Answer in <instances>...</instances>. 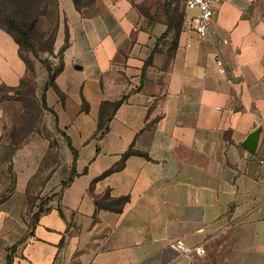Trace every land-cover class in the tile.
I'll use <instances>...</instances> for the list:
<instances>
[{"label": "crops", "instance_id": "crops-1", "mask_svg": "<svg viewBox=\"0 0 264 264\" xmlns=\"http://www.w3.org/2000/svg\"><path fill=\"white\" fill-rule=\"evenodd\" d=\"M57 1L63 68L56 90H44L39 63L34 81L59 150L45 138L39 166L27 141L15 154L24 165L0 200V264H264L263 0L215 3L211 39L184 6L173 50L166 24L139 17L129 0L80 10ZM28 75L0 28V83ZM103 101L120 103L99 130ZM4 129L0 108V141ZM257 129L250 152L243 142ZM34 177L54 197L31 225ZM177 243L203 253L183 256Z\"/></svg>", "mask_w": 264, "mask_h": 264}, {"label": "rangeland", "instance_id": "rangeland-1", "mask_svg": "<svg viewBox=\"0 0 264 264\" xmlns=\"http://www.w3.org/2000/svg\"><path fill=\"white\" fill-rule=\"evenodd\" d=\"M99 0H79L81 7H88L98 3ZM133 10L139 17L147 18L151 23H177L184 16L183 0H129ZM54 0H0V13H7L25 16L29 22L31 17L38 16L42 11H46L47 16L39 25L36 24L30 30L31 37L39 38L40 30L48 29L47 35L42 39L43 42L51 44L53 41V24L49 27L54 19V8L52 3ZM262 10L264 12V0ZM62 20L61 14L59 15ZM41 19V18H40ZM2 16L0 15V23ZM37 46V42H35ZM38 47L37 57L35 58L29 48H25V54L29 57L31 65L39 60L50 63L54 68L59 65L58 54H48L40 50ZM28 82L34 81L33 73L27 76ZM1 84V83H0ZM0 108L3 111L5 129L3 137L0 141V200L5 198L7 194L14 190L19 175V168L24 165V152L18 154L17 161L15 155L19 148H23V140L27 141L35 152L32 165H40V149L44 146L42 141L46 138L49 140L51 151H58L56 144L60 135L55 127L53 117L43 110L33 96L30 87L23 85L18 90H9L7 87L0 85ZM30 141V142H29ZM28 149V148H27ZM29 151V149H28ZM52 151V152H53ZM53 162L50 163L53 166ZM18 168V169H17ZM41 179L34 177L27 184V200L29 201L30 210L29 218L31 225L37 215L43 210L54 194H41L39 187Z\"/></svg>", "mask_w": 264, "mask_h": 264}, {"label": "trees", "instance_id": "trees-1", "mask_svg": "<svg viewBox=\"0 0 264 264\" xmlns=\"http://www.w3.org/2000/svg\"><path fill=\"white\" fill-rule=\"evenodd\" d=\"M72 1H73V4L77 10H80L82 8L78 3L79 0H72ZM52 5L54 8V19H53L52 23L49 24V27L51 26V24H53V29H52L53 41L51 44H48V43H45L42 41V39L47 35L48 29L47 30H44V29L40 30L38 39H35V37H31V35H30V30L32 28H34L36 24L40 25L43 22V20L47 16L46 11H42L39 14V17L38 16L31 17L29 22L26 20L25 16H22V15L20 16V15H16V14H11V13H7L5 11H1V13H0V15L2 16V22L0 23V28L2 30H4L7 34H9L13 38V40L15 41V43L17 44V47H18L19 57L25 63L29 73H33V75H35V64L37 62L35 64L31 65V61H30L29 57L25 54V48H29L28 50H30V52L32 53V55L35 58H38L37 57V51H38L37 46H39L40 50H42L45 53L52 54V55L55 54L54 41H55V36H56L57 30L59 27L60 16H59L58 1L54 0ZM183 24H184V18L182 17L177 23H172L169 21L168 24L166 25L167 29H166V32L164 33L165 36L169 32V33L173 34V38H174L171 41L170 50H173V47H175L176 38L178 37V35L182 29ZM35 42L38 43L37 46H36ZM67 44H68V35H66V39H65V42L62 45V47L56 52V54H58V57H59V65L56 68H54L50 63H46L44 60H39L40 61L39 64H41L47 72V81L44 85V90L47 87H52L56 90L54 79L62 71L63 64H62V60H61V54H62V51L67 46ZM0 85L7 87L9 90H18L23 85H25L26 87L29 86L33 92L34 98L36 99V101H38L41 108L43 110H45L46 112H48V111L52 112L51 109H49L47 107L44 94H42L40 97L36 96V94H35V81L28 82V78H25V79H22L20 84L16 87H8V86H5L4 84H0ZM119 103H120V101H116V102L103 101L101 103L100 112H99V119H98V129L99 130L102 129V127L105 123V120H106V117L108 114V112H107L108 109L112 108L113 110H115L117 108V106L119 105ZM23 143H24V140H23ZM44 210H45V208L43 210H41L40 212H42ZM36 219H37V217H36ZM35 220H34V222H35Z\"/></svg>", "mask_w": 264, "mask_h": 264}, {"label": "built area", "instance_id": "built-area-1", "mask_svg": "<svg viewBox=\"0 0 264 264\" xmlns=\"http://www.w3.org/2000/svg\"><path fill=\"white\" fill-rule=\"evenodd\" d=\"M218 1L220 0H183L187 11H197V15L193 17L194 26L192 28L202 38L211 39L209 26L214 16V5ZM214 59L219 72L225 73L224 61L218 50H215ZM177 247L183 256H188L192 252L199 255L203 253V248L200 245L187 248L183 247L181 243H177Z\"/></svg>", "mask_w": 264, "mask_h": 264}, {"label": "water", "instance_id": "water-1", "mask_svg": "<svg viewBox=\"0 0 264 264\" xmlns=\"http://www.w3.org/2000/svg\"><path fill=\"white\" fill-rule=\"evenodd\" d=\"M259 136V129L255 130L254 132L250 133L245 141L243 142V145L250 151L254 152L256 144H257V139Z\"/></svg>", "mask_w": 264, "mask_h": 264}]
</instances>
